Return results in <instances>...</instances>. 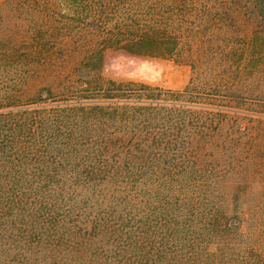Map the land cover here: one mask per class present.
Listing matches in <instances>:
<instances>
[{"label": "trees", "instance_id": "1", "mask_svg": "<svg viewBox=\"0 0 264 264\" xmlns=\"http://www.w3.org/2000/svg\"><path fill=\"white\" fill-rule=\"evenodd\" d=\"M111 51L193 76L108 80ZM262 64L264 0H0V264H264L226 199Z\"/></svg>", "mask_w": 264, "mask_h": 264}, {"label": "rangeland", "instance_id": "2", "mask_svg": "<svg viewBox=\"0 0 264 264\" xmlns=\"http://www.w3.org/2000/svg\"><path fill=\"white\" fill-rule=\"evenodd\" d=\"M238 31L243 36L249 28L242 25ZM102 75L117 82L134 81L183 90L191 81L193 71L187 63L178 60L144 59L111 51L106 55ZM247 76L245 88L236 89L233 95L236 99L233 106L244 113H233L230 123V128L246 130L242 142L236 146L240 148L231 156L236 164L235 159L243 160L245 169L233 171L226 199L231 201V220L247 221L250 231L256 228V222L264 226V64L255 74L248 67Z\"/></svg>", "mask_w": 264, "mask_h": 264}]
</instances>
